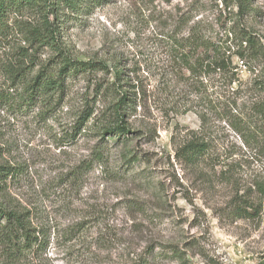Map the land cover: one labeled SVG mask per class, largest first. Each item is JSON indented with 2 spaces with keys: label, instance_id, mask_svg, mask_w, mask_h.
Segmentation results:
<instances>
[{
  "label": "rangeland",
  "instance_id": "1",
  "mask_svg": "<svg viewBox=\"0 0 264 264\" xmlns=\"http://www.w3.org/2000/svg\"><path fill=\"white\" fill-rule=\"evenodd\" d=\"M250 2L258 13L244 11L238 22L264 42V0ZM232 11L219 0H111L63 12L68 55L107 71L70 78L48 103L29 105L25 91L54 54L42 49L25 60L24 76L12 83L6 68L21 65L18 51L28 46H0V167L16 168L0 186V207L24 215L32 238L44 241L31 239L18 254L0 244V264H140L156 244L178 245L185 264H258L264 205L257 220L229 212L264 177L263 162L212 111L202 128L205 104L178 80V60L164 45L180 16L218 31L219 20L233 24ZM240 73L249 80L248 69ZM118 91L135 103L124 116L128 131L114 137L105 130L118 126ZM195 138L212 149L203 163L187 165L178 149Z\"/></svg>",
  "mask_w": 264,
  "mask_h": 264
},
{
  "label": "trees",
  "instance_id": "2",
  "mask_svg": "<svg viewBox=\"0 0 264 264\" xmlns=\"http://www.w3.org/2000/svg\"><path fill=\"white\" fill-rule=\"evenodd\" d=\"M219 1L227 8H235L231 12L232 17L235 16L232 25L228 21L226 24V21L219 20L217 31L206 21L195 22L194 16L185 14L175 21L173 30L163 36L164 45L173 51L178 60V80L190 86L198 103L205 104L199 112L202 128L206 127L207 116L212 111L219 121L225 122L241 138L246 153L253 154L257 161L263 162L264 167V42L261 36L252 30H246L238 22L244 11L247 14L258 11L251 8V0ZM110 2L111 0H0V46H14L17 41L28 46V49L20 48L18 51L22 64L16 67L15 63H10L6 68L12 83L24 76L25 60L32 62L36 54L39 57L42 49H49L54 54L53 59L42 67L37 76L27 81L25 92L29 95L26 100L29 105H34L36 101L48 103L55 95L64 92L70 78L107 71L105 64L100 62L74 61L61 44L60 36L64 28L63 12L79 15L86 7L104 6ZM29 50L33 51L31 55L28 54ZM241 67L248 69L249 80L241 78ZM122 76L120 74L118 79ZM22 80L19 82L23 83L27 79ZM118 94V103L112 110L118 126L105 130H113L114 137L128 131L124 126V116L135 103L123 91H118ZM92 115V108L84 112L77 131L86 125ZM211 147L209 142L195 138L178 149V160L187 165L203 163L210 155ZM15 171L14 167H0V186L14 176ZM255 178L249 192L232 201L229 214L236 219L257 220L263 212L264 177ZM28 223L24 215L0 207V244L10 248V252L15 254L24 252L31 239L43 245V240L36 241L35 237L32 238ZM147 253L149 259L144 263L141 261L142 264H157L163 260L186 263V256L178 245H152ZM258 264H264V256H261Z\"/></svg>",
  "mask_w": 264,
  "mask_h": 264
}]
</instances>
